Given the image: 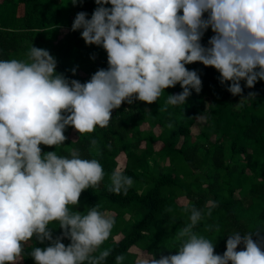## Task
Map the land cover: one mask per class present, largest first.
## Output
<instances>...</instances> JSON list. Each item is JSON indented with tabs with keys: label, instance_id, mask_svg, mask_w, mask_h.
<instances>
[{
	"label": "clouds",
	"instance_id": "1",
	"mask_svg": "<svg viewBox=\"0 0 264 264\" xmlns=\"http://www.w3.org/2000/svg\"><path fill=\"white\" fill-rule=\"evenodd\" d=\"M95 3L90 19L81 11L72 25L73 31L82 30L86 44L107 52L108 68L99 69L88 82L57 73L56 58L44 48L32 46L26 61L0 60V264H20L25 245L34 237L51 242L44 249L33 248L30 255L36 264H105L111 255L112 249H100L115 218L100 212L99 205L84 213L73 211L83 191L99 187L105 175L102 165L97 159H82L75 149L69 156L43 153L41 144L64 145L68 126L81 135L95 132L97 126L106 128L122 103L152 104L177 84L183 91L167 95L166 104L184 105L193 89L202 90L200 75L187 64L214 67L227 91L242 97L238 106L257 96L250 92L244 97L241 81L254 88L264 80V0ZM209 28L214 35L205 47L201 40ZM91 144L95 146V139ZM110 179L109 191L117 196H127L134 184L118 171ZM205 208L186 209L190 222L176 232V254L146 264H264V238L254 241L251 232L229 235L226 252L215 254V243L194 231L212 215V209ZM53 223L63 230L62 236L53 238ZM63 238L71 243L66 246ZM241 244L244 250L237 251ZM124 260L123 254L115 257L116 264Z\"/></svg>",
	"mask_w": 264,
	"mask_h": 264
},
{
	"label": "trees",
	"instance_id": "2",
	"mask_svg": "<svg viewBox=\"0 0 264 264\" xmlns=\"http://www.w3.org/2000/svg\"><path fill=\"white\" fill-rule=\"evenodd\" d=\"M96 7L95 0L75 6L72 0H0V60L26 61L32 46L44 48L56 58L57 73L88 82L99 69L108 68L107 52L86 44L82 30L73 31L72 25L77 13L86 12L90 19ZM213 35L209 28L201 43L208 47ZM186 68L200 75L202 90L193 89L184 105L166 104L167 95L183 91L177 84L152 104L122 103L106 128L97 126L81 135L68 126L64 145H40L43 153L57 151L59 156L75 149L82 159H97L102 165L105 175L99 187L83 191L73 211L84 213L99 205L100 212L115 218L100 249H112L105 264H116L118 254L125 256L123 264H146L176 254V232L190 222L186 209L192 206L212 209L211 217L205 216L194 231L215 243V254L226 252L228 236L237 231L242 236L253 233L254 241L264 238V80L254 88L241 81L244 97L250 92L257 96L238 106L242 97L227 91L214 67L194 62ZM116 171L134 180L127 196L109 191ZM209 225L213 228L206 231ZM49 228L53 238L62 236L58 224ZM62 242L71 243L68 238ZM50 244L35 237L28 241L21 264H36L33 248Z\"/></svg>",
	"mask_w": 264,
	"mask_h": 264
},
{
	"label": "rangeland",
	"instance_id": "3",
	"mask_svg": "<svg viewBox=\"0 0 264 264\" xmlns=\"http://www.w3.org/2000/svg\"><path fill=\"white\" fill-rule=\"evenodd\" d=\"M157 131V130H156ZM158 145V144H157ZM120 158V157H119ZM119 166H122V165H119ZM20 264H21V261H20Z\"/></svg>",
	"mask_w": 264,
	"mask_h": 264
}]
</instances>
